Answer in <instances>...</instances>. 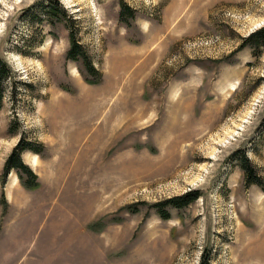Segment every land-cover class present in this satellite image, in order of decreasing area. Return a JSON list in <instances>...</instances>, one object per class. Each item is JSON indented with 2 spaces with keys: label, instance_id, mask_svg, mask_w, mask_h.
Instances as JSON below:
<instances>
[{
  "label": "rangeland",
  "instance_id": "rangeland-1",
  "mask_svg": "<svg viewBox=\"0 0 264 264\" xmlns=\"http://www.w3.org/2000/svg\"><path fill=\"white\" fill-rule=\"evenodd\" d=\"M262 28L264 0H0V264H264Z\"/></svg>",
  "mask_w": 264,
  "mask_h": 264
},
{
  "label": "trees",
  "instance_id": "trees-1",
  "mask_svg": "<svg viewBox=\"0 0 264 264\" xmlns=\"http://www.w3.org/2000/svg\"><path fill=\"white\" fill-rule=\"evenodd\" d=\"M64 16V12L60 9H58L57 6H54L53 3H50L47 5L45 9V16ZM71 42H72V47L68 53V59L70 61L78 62V63H83L86 65V69L89 75L93 76L98 73V71L93 67L91 63L88 62L86 55L83 53L81 45H79L75 39V35H71ZM252 42V43H251ZM264 44V28L258 30L257 32L253 33L250 35L249 38L245 39L244 42L241 45V48L245 47H251L253 49H259L261 48ZM87 64L88 67H87ZM10 69L0 60V109L3 106V100L5 97V83L8 79L11 78L10 76ZM94 77V76H93ZM24 151H31L36 154H40V151L30 145H25L23 141H21L17 147L14 149V152L11 154V156L7 159L5 170L6 173L12 170H16L18 174L20 175V178L23 180V184L27 188H37V175L30 169L29 166L23 163L21 160V153ZM246 154L243 153L241 157H238V160L241 162V168L242 170L247 174V177L249 180L253 181L254 183H257V185L261 186L262 185L259 183L257 175L254 174L252 168H251V163L245 156ZM256 178V179H255ZM200 194L198 192L194 193H186L182 196L173 198L168 200L167 202L163 204H158V212L159 215L162 219L164 220H169L170 219V213L166 211L165 206L162 207L163 205L166 206H171L172 208L175 209H181L189 206L193 202H195L199 198ZM205 264H210V263H205Z\"/></svg>",
  "mask_w": 264,
  "mask_h": 264
},
{
  "label": "bare ground",
  "instance_id": "bare-ground-1",
  "mask_svg": "<svg viewBox=\"0 0 264 264\" xmlns=\"http://www.w3.org/2000/svg\"><path fill=\"white\" fill-rule=\"evenodd\" d=\"M37 162V160H35V163Z\"/></svg>",
  "mask_w": 264,
  "mask_h": 264
}]
</instances>
